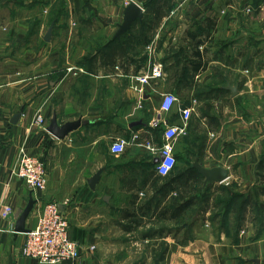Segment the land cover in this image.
<instances>
[{"label":"crops","instance_id":"1","mask_svg":"<svg viewBox=\"0 0 264 264\" xmlns=\"http://www.w3.org/2000/svg\"><path fill=\"white\" fill-rule=\"evenodd\" d=\"M131 1L144 19L116 37ZM178 1L0 0V264H42L23 256L16 231L31 197L28 229L55 202L81 245V258L59 264H144L139 237L157 240L151 264H264V0ZM154 62L165 76L135 91L132 77ZM166 93L178 98L170 112ZM185 108L173 171L183 177L169 186L156 165ZM55 117L83 123L59 139ZM23 153L45 162V190L14 174ZM199 167L228 177L206 183Z\"/></svg>","mask_w":264,"mask_h":264},{"label":"built area","instance_id":"2","mask_svg":"<svg viewBox=\"0 0 264 264\" xmlns=\"http://www.w3.org/2000/svg\"><path fill=\"white\" fill-rule=\"evenodd\" d=\"M74 70L75 68H69L70 72ZM164 76L163 64L154 62L150 64L148 69L132 77V88L137 92H143L145 86L150 85L155 80L162 79ZM177 102L178 98L175 95L164 94L161 102L162 111H172ZM192 113V108L182 109L185 124L181 127L168 125L165 131L166 140L160 148V159L156 165V171L159 175L168 176L174 171L177 164L175 142L178 136L186 131L187 121L191 118ZM34 123L36 126L45 127V116L38 112ZM127 146L128 141L121 139L113 143L111 152L114 155H121L126 151ZM14 174L30 190L43 191L47 187L46 164L36 155L23 153ZM12 214L13 208L11 206L3 207L1 211L3 218H11ZM25 235L23 256L26 258L39 261L42 264H59L81 258L82 248L80 243L71 237L70 221L62 212L59 204L55 202L46 204L37 226L30 229Z\"/></svg>","mask_w":264,"mask_h":264},{"label":"water","instance_id":"3","mask_svg":"<svg viewBox=\"0 0 264 264\" xmlns=\"http://www.w3.org/2000/svg\"><path fill=\"white\" fill-rule=\"evenodd\" d=\"M144 19V12L140 5H138L136 2L131 1L125 8L124 11V20L123 23L119 25V30L117 31L116 37H120L123 33H126L129 31L137 20L142 21ZM52 30H50L46 36L47 40L51 38ZM231 89L234 91V94L237 93V87H231ZM20 117V114L16 115L13 119V123H15ZM82 121H75L66 123L65 125L59 126L57 123L56 117L52 120L51 124L48 127V131L56 136L59 139L65 138L70 132L74 131L75 129L79 128L82 125ZM201 172L206 178V183L208 182H214V181H224L228 177V173L220 168L215 169H204L199 167ZM101 173H98L94 179L93 182H96L100 178ZM36 204V200L33 199V197L30 198L29 203L27 207L24 209L23 213L18 219L16 231L19 233H26L30 229L26 227V221L28 217L30 216L32 210L34 209V206Z\"/></svg>","mask_w":264,"mask_h":264},{"label":"trees","instance_id":"4","mask_svg":"<svg viewBox=\"0 0 264 264\" xmlns=\"http://www.w3.org/2000/svg\"><path fill=\"white\" fill-rule=\"evenodd\" d=\"M175 169H176V167H175ZM190 176L192 177L191 178L192 179V183L194 185H196V186L199 185L200 180L198 178V175H196V176L195 175H190ZM166 177H168V178L165 179L166 180V185L171 186V184L173 182H175L179 178L183 177V175H181V176H179V175L174 176V172H172L170 175H168ZM193 177H194V179H193ZM204 194H206V193L204 192ZM167 249H168V246L165 243H162L161 246H160V248L157 250V252L155 251V253H154V259H155L156 262L164 261L165 260L166 253H167Z\"/></svg>","mask_w":264,"mask_h":264},{"label":"rangeland","instance_id":"5","mask_svg":"<svg viewBox=\"0 0 264 264\" xmlns=\"http://www.w3.org/2000/svg\"><path fill=\"white\" fill-rule=\"evenodd\" d=\"M178 1V0H177ZM177 3H179V1L177 2ZM176 3V5H178ZM139 50H143V48H140ZM154 59V58H153ZM164 66V65H163ZM175 174H177V173H175ZM204 181V180H203ZM202 181V183H204ZM209 193V192H208ZM204 194V193H203ZM207 195H209V194H207ZM137 241H139L140 242V245H139V247L140 248H138V252L136 251V253H135V257H137L138 259H139V263L141 262H147V263H150L151 264V260H150V255H149V253H148V247H149V245H151L153 242H156L157 240H151V243L148 245V243H146L145 241H142V238H138V240ZM144 263V264H145ZM143 264V263H142Z\"/></svg>","mask_w":264,"mask_h":264}]
</instances>
